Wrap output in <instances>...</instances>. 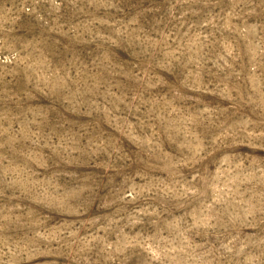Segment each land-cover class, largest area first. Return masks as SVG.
<instances>
[{"label":"rangeland","instance_id":"rangeland-1","mask_svg":"<svg viewBox=\"0 0 264 264\" xmlns=\"http://www.w3.org/2000/svg\"><path fill=\"white\" fill-rule=\"evenodd\" d=\"M0 264H264V0H0Z\"/></svg>","mask_w":264,"mask_h":264}]
</instances>
